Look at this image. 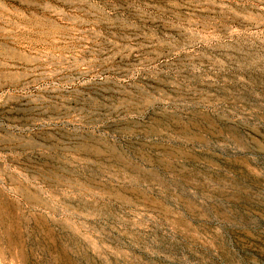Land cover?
<instances>
[{
	"label": "rangeland",
	"instance_id": "rangeland-1",
	"mask_svg": "<svg viewBox=\"0 0 264 264\" xmlns=\"http://www.w3.org/2000/svg\"><path fill=\"white\" fill-rule=\"evenodd\" d=\"M0 264H264V0H0Z\"/></svg>",
	"mask_w": 264,
	"mask_h": 264
}]
</instances>
